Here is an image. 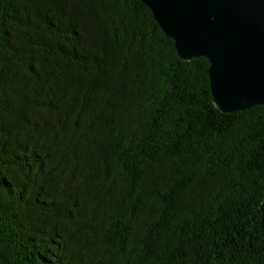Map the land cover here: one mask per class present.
<instances>
[{
  "label": "trees",
  "instance_id": "trees-1",
  "mask_svg": "<svg viewBox=\"0 0 264 264\" xmlns=\"http://www.w3.org/2000/svg\"><path fill=\"white\" fill-rule=\"evenodd\" d=\"M140 0H0V264H264V115L221 112Z\"/></svg>",
  "mask_w": 264,
  "mask_h": 264
},
{
  "label": "water",
  "instance_id": "water-1",
  "mask_svg": "<svg viewBox=\"0 0 264 264\" xmlns=\"http://www.w3.org/2000/svg\"><path fill=\"white\" fill-rule=\"evenodd\" d=\"M183 60L208 61L221 112L254 105L264 115V0H140Z\"/></svg>",
  "mask_w": 264,
  "mask_h": 264
}]
</instances>
